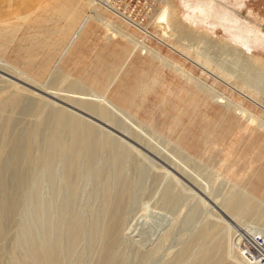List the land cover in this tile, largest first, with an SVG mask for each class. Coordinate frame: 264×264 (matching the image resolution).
Returning <instances> with one entry per match:
<instances>
[{"label": "rangeland", "instance_id": "1", "mask_svg": "<svg viewBox=\"0 0 264 264\" xmlns=\"http://www.w3.org/2000/svg\"><path fill=\"white\" fill-rule=\"evenodd\" d=\"M33 1L0 0L1 20ZM51 3L71 11L80 4L84 15L50 69L33 66L31 58L45 53L39 46L53 35L47 15L35 25L31 16L0 25V264H37L30 248L38 239L39 200L45 247L56 235L47 229L62 220V264H264V200L245 191L264 189V0L236 6L234 0ZM91 15L106 36L128 40L132 50L166 67L159 69L164 87L157 98L146 97L137 117L147 118L145 109L169 90L182 96L192 91L193 111L182 115L177 129L185 136H167L126 108L111 102L123 114L100 104L93 89L64 73L98 76L94 69L54 67ZM170 101L178 117L181 100ZM13 168L22 184L14 201L7 193ZM74 216L77 235L67 248Z\"/></svg>", "mask_w": 264, "mask_h": 264}, {"label": "crops", "instance_id": "2", "mask_svg": "<svg viewBox=\"0 0 264 264\" xmlns=\"http://www.w3.org/2000/svg\"><path fill=\"white\" fill-rule=\"evenodd\" d=\"M54 9V12L44 13L45 9ZM80 4L76 9H71L65 6L63 3L60 5L51 3V0H35L32 4L26 8L25 11L16 12L11 19L21 18L26 19L31 16L30 20L32 25L38 21V18H45L48 16V20L53 21L47 28L51 29L48 34H53L47 37L46 44L39 48L45 53L41 54L38 58L31 55L36 63L32 62V65L41 66L40 69H48L51 67L53 61L59 54L63 43L67 40L71 32L75 29L77 22L84 15L80 14ZM0 17V25L7 23L3 22ZM61 21V22H60ZM35 48V52L39 50ZM34 49V48H33ZM136 49V48H135ZM132 50V43L122 37H108L105 35L103 29L94 20H88L87 25L80 31L79 35L72 43L68 51L58 62L59 69H94L98 72V76H88L87 74L77 71L73 76L71 72H64L74 80L83 82L87 86L93 89L97 94L103 95L107 100L116 104L119 107L128 109V113L134 115L139 121H146L147 126L151 129L161 128L167 136L174 135L175 137L182 138L185 136L183 129L177 130L182 125L181 117L188 112L193 111V93L188 91L185 96L179 93L175 94L173 91H168V96L158 98L157 104L151 105L150 108L145 109L147 118L137 117L136 114L142 109V104L146 97L150 95V98H157L158 91L164 87L165 78L159 73V69L164 65L158 63L148 55L140 54L136 50ZM132 50V52H131ZM84 51L88 52L85 56ZM36 53V54H37ZM46 58V59H45ZM47 62V63H46ZM46 63V65H44ZM144 65H148L147 68ZM50 69V68H49ZM170 71L178 77L186 80L182 75L175 74L173 70ZM163 73V72H162ZM130 76V79L128 78ZM128 78V79H127ZM123 80H130L132 85H126ZM81 82V83H82ZM193 87V83L185 81ZM166 90V89H165ZM109 97V98H108ZM181 100V104L175 105V111L178 117L172 116L173 103L171 99ZM184 98V99H183ZM159 106L164 109L161 114L156 110ZM190 108V109H189ZM138 112V113H137ZM191 118V117H190ZM151 120H155V124H152ZM168 125L174 132L169 133L166 128L162 127ZM176 124V125H175ZM211 135V138L214 137ZM184 148L188 153L194 154L184 147L180 141H174ZM213 143V142H211ZM195 155V154H194ZM244 190V189H243ZM247 193L252 195L255 199L264 200V189L261 191H255L254 189H245Z\"/></svg>", "mask_w": 264, "mask_h": 264}, {"label": "bare ground", "instance_id": "3", "mask_svg": "<svg viewBox=\"0 0 264 264\" xmlns=\"http://www.w3.org/2000/svg\"><path fill=\"white\" fill-rule=\"evenodd\" d=\"M235 1V6L236 5H239V4H241L242 3V1L243 0H234ZM93 6V5H92ZM235 11V10H234ZM93 13H94V11H93ZM123 13V12H122ZM120 17H125V18H127L126 16H124V15H122V14H120ZM92 18H94L95 19V16H93V15H91L90 16V18H88L87 20H85V21H82L78 26H77V29H76V31H75V33L72 35V37L70 38V40L67 42V44L65 45V47H64V49L62 50V52L60 53V55L58 56V58L56 59V61H55V63H54V67L58 64V62L61 60V58L63 57V55L68 51V48H70V46L72 45V43L75 41V39L77 38V36L79 35V33H80V31L84 28V26L85 25H87V21L88 20H90V19H92ZM130 19V18H129ZM241 19H243V18H241ZM132 20V19H131ZM130 20V21H131ZM133 21V20H132ZM158 22H161V21H158ZM135 26L140 30V31H142L144 34H146V35H152L149 31H147L146 29H145V27H141V26H138L137 24H135ZM111 27V26H110ZM113 27V26H112ZM112 29V28H111ZM114 30V29H113ZM114 31H118L119 33H121L119 30H114ZM124 37H126L127 39H129V40H131V41H133V43H135L136 45L139 43V41H138V43H137V41L136 40H134L135 38H133V36L131 35V34H124V33H121ZM139 44H141V43H139ZM148 47L147 46H145V50H148L147 49ZM142 50V49H141ZM153 51V50H152ZM152 53H154V52H152ZM155 54V56L156 57H158V58H160L156 53H154ZM161 59V58H160ZM164 63H167L168 65H170L171 66V64H170V62H168L167 60L168 59H161ZM89 91V90H88ZM90 94H92V95H94L95 97H99V98H101V100H100V104H106V103H108L109 104V107L110 108H114L116 111H120L121 113H123V114H125L121 109H119L118 107H116L115 105H113L111 102H109L108 100H106L103 96H101V95H99V94H96V93H94V92H89ZM68 95H69V93H68ZM71 95V94H70ZM73 98H75L74 96H73ZM57 100V99H56ZM58 101H60V100H58ZM65 103V102H64ZM67 103V102H66ZM42 106V105H41ZM71 106V105H70ZM73 106V105H72ZM76 106H74V108H75ZM104 109V111L105 112H108L107 111V109H105L104 108V106H102L101 107V109ZM76 109H78V111H80V112H82V113H84V114H86L85 112H83L82 111V109L80 108V107H76ZM114 109H111V110H114ZM68 110V109H67ZM108 113H110V112H108ZM77 114V113H76ZM78 115V114H77ZM83 115V114H82ZM81 115V116H82ZM87 115V114H86ZM90 115H92V116H94L95 117V115H93L92 113L90 114ZM80 116V115H79ZM78 116V117H79ZM99 116V115H98ZM89 117H91V116H89ZM85 118V117H84ZM97 121V120H96ZM104 122V121H103ZM102 122V123H103ZM94 125H95V123H93ZM122 139V138H121ZM126 142V144H128V146H130V147H133L129 142H127V141H125ZM140 146V145H139ZM138 152V151H137ZM146 155V154H145ZM180 156L182 157V159H187V158H189L187 155L186 156H184V154L182 153V152H180ZM92 160V159H91ZM172 160V159H171ZM92 161H90V163H91ZM70 163V162H69ZM160 164V163H159ZM164 166V165H163ZM70 167V166H69ZM72 167V166H71ZM66 170H68V169H66ZM163 171H164V169H162ZM16 169L15 168H13L12 169V171H11V179H12V181H11V183H10V185H9V187L7 188V193H9V195H10V198H12V200L14 201V199L16 198V196H17V193L19 192V190H20V186L22 185V184H20V180L21 179H19V177L16 175ZM165 172V171H164ZM18 174V173H17ZM163 174V173H162ZM20 175V174H19ZM176 176V175H175ZM7 181V180H6ZM9 183V182H8ZM40 190V189H39ZM1 191H3L2 189H1ZM37 192H38V190H37ZM41 195V194H40ZM58 196V195H57ZM40 199V198H39ZM52 200V199H51ZM109 200V199H108ZM50 203V202H49ZM40 200L38 201V204H37V208H38V210H36L37 212V214L35 215L36 216V223H37V231H38V239H37V241H36V243H35V245H33L32 246V248H30V251L32 252V257H33V259H35V261L37 262V264H62L61 262L63 261L61 258H60V256L62 257V255H61V246H60V242H59V240L61 239L60 238V235H58L57 233H58V231H61V226H62V223H61V219L60 220H57V221H53V224H51V226H52V230L50 229V227L47 229V228H45V230L47 229V232H49V234L51 235L53 232H55L54 234H56V235H51L52 236V240H50V244H49V242H47L48 243V245H47V247H45V245H44V241H43V237H42V231H43V229H44V223L45 222H43L44 220H43V214H42V211H41V206H40ZM35 208H36V206H35ZM44 209V208H43ZM65 209V208H64ZM35 210V209H34ZM66 210V209H65ZM60 212V211H59ZM62 213V212H61ZM49 215V214H48ZM60 215V214H59ZM51 217V216H50ZM50 217H48L47 219H46V222H48V221H50L51 222V218ZM72 218V220H71V222L69 223V221H68V225H67V228H66V230H67V240H66V243H67V248H69V246L72 244V242L74 243V240H75V238H76V235H77V233H76V231L74 230V225L76 224V222H75V216L74 217H71ZM45 219V218H44ZM35 224V223H34ZM48 224V223H47ZM50 226V225H49ZM49 229H50V231H49ZM53 231V232H52ZM36 232V231H35ZM45 232V231H44ZM46 232V233H47ZM52 232V233H51ZM48 234V233H47ZM49 235V236H50ZM35 236H36V233H35ZM36 239V238H35ZM48 240H49V238H47ZM47 239H46V241H47ZM73 239V240H72ZM29 240H31V239H29ZM66 245V244H65ZM72 247H73V245H72ZM64 248V247H63ZM69 254V253H68ZM67 254V255H68Z\"/></svg>", "mask_w": 264, "mask_h": 264}, {"label": "water", "instance_id": "4", "mask_svg": "<svg viewBox=\"0 0 264 264\" xmlns=\"http://www.w3.org/2000/svg\"><path fill=\"white\" fill-rule=\"evenodd\" d=\"M62 104H64L66 107H69L70 109H73V107H71V106H69V105H67V104H65L63 102H62Z\"/></svg>", "mask_w": 264, "mask_h": 264}, {"label": "built area", "instance_id": "5", "mask_svg": "<svg viewBox=\"0 0 264 264\" xmlns=\"http://www.w3.org/2000/svg\"><path fill=\"white\" fill-rule=\"evenodd\" d=\"M127 20V19H126ZM128 21V20H127Z\"/></svg>", "mask_w": 264, "mask_h": 264}]
</instances>
